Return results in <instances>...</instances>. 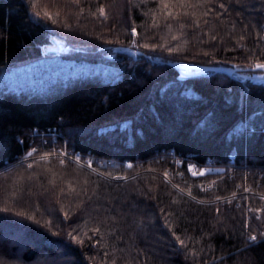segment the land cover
I'll return each mask as SVG.
<instances>
[{"label":"trees","instance_id":"obj_1","mask_svg":"<svg viewBox=\"0 0 264 264\" xmlns=\"http://www.w3.org/2000/svg\"><path fill=\"white\" fill-rule=\"evenodd\" d=\"M176 61L264 64V0H0V264H264V86Z\"/></svg>","mask_w":264,"mask_h":264},{"label":"built area","instance_id":"obj_2","mask_svg":"<svg viewBox=\"0 0 264 264\" xmlns=\"http://www.w3.org/2000/svg\"><path fill=\"white\" fill-rule=\"evenodd\" d=\"M254 69H262V68H256L254 66ZM264 70V69H262ZM229 74L231 77L238 78V79H249L253 82H264V76L256 75L253 72H241L238 70V68H232L229 71ZM64 142V141H62ZM37 145L33 144L30 146V151H36ZM41 156L44 157H57L59 160H70L74 162L75 164H78L92 172L100 173L101 168L111 165L112 160L108 158H101L98 156H91V155H81L78 151L74 149H65L64 147L60 148H54L52 151H45L42 153ZM21 160V159H20ZM184 166L188 170L195 171L200 167V164L197 163L193 158L192 154L188 153L185 155V158L183 160ZM204 165H210L213 163V159L211 157H206L204 159ZM164 178L170 182V180L167 177V174L164 173Z\"/></svg>","mask_w":264,"mask_h":264},{"label":"rangeland","instance_id":"obj_3","mask_svg":"<svg viewBox=\"0 0 264 264\" xmlns=\"http://www.w3.org/2000/svg\"><path fill=\"white\" fill-rule=\"evenodd\" d=\"M48 46H50V47L51 46H56V50L55 51H46L45 50L46 47H45L44 50H43L44 52L46 51V52H53V53H57L58 54L60 52H64V51L67 50V46L60 45V46L57 47V44L55 45L54 43H52L51 45H48ZM123 49L125 50L126 48L117 47V48H114L113 50L115 51V50H123ZM174 64L176 66V69L180 73H182V74H198V73L204 72L207 69H214V68H218V67H223V66H218V65H216V66H203V65H198V66H195L194 67V66L188 65L186 63L184 64V63H182L180 61L179 62H176ZM246 68H244V67L243 68H238V70L239 71H244ZM48 69L49 68L45 69L44 71H47ZM249 69H250V67L248 69H246V70H249ZM251 69L254 70V71H257L258 73H264V70H262V69H254V67H252ZM37 159H39V158L34 159V161L37 160ZM208 170H210V169H206L205 167H199L195 171H192L191 170L192 172H190V171H188V172H189V174H192V175H193V172H196L197 173L196 175H198L199 173H202V172H205V171H208ZM180 172H182V171L180 170ZM164 173L165 172H157V174L160 175L162 178H164V175H163ZM198 187H200V186H198ZM249 193L251 194L252 192L249 191ZM261 197H264V196H261ZM252 208L251 209H248V215L247 216L250 217V218H251V216L253 218H256L259 215L260 209H254L253 210ZM247 216H246V218H247ZM250 237H254V236H250Z\"/></svg>","mask_w":264,"mask_h":264},{"label":"water","instance_id":"obj_4","mask_svg":"<svg viewBox=\"0 0 264 264\" xmlns=\"http://www.w3.org/2000/svg\"><path fill=\"white\" fill-rule=\"evenodd\" d=\"M54 44L56 45L57 44V41H54ZM45 50L46 51H55L56 50V46H47L46 48H45ZM119 51H126L128 54H130V55H133L134 54V52L133 51H131V50H127V49H123V50H119ZM111 55V54H110ZM171 65H173V66H175V64L174 63H172Z\"/></svg>","mask_w":264,"mask_h":264},{"label":"snow or ice","instance_id":"obj_5","mask_svg":"<svg viewBox=\"0 0 264 264\" xmlns=\"http://www.w3.org/2000/svg\"><path fill=\"white\" fill-rule=\"evenodd\" d=\"M100 13H101V15H103L104 14V10L103 9H100ZM47 14V13H46ZM255 67L256 68H262V69H264V64H261V63H257V64H255ZM28 155H32V153H29ZM197 173L196 172H193V175H196ZM200 175H203V173H199ZM191 193H189V195H190ZM250 239H252V240H255L256 238L255 237H250Z\"/></svg>","mask_w":264,"mask_h":264}]
</instances>
